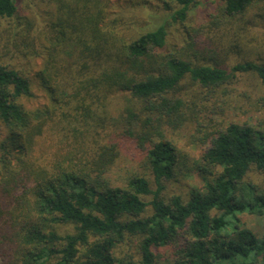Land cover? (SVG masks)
Instances as JSON below:
<instances>
[{
    "label": "trees",
    "instance_id": "1",
    "mask_svg": "<svg viewBox=\"0 0 264 264\" xmlns=\"http://www.w3.org/2000/svg\"><path fill=\"white\" fill-rule=\"evenodd\" d=\"M157 1L164 17L127 36L110 0H0V264H264V227L242 218L264 216V183L248 177L264 175V117L209 125L194 138L199 157L167 135L201 126L204 102L228 103L242 74L260 81L264 111V61L211 64L167 48L170 20L184 23L197 0ZM263 2L222 0L212 29ZM34 57L48 101L28 108L16 60ZM123 138L141 158L113 180ZM188 177L198 184L165 193Z\"/></svg>",
    "mask_w": 264,
    "mask_h": 264
},
{
    "label": "rangeland",
    "instance_id": "2",
    "mask_svg": "<svg viewBox=\"0 0 264 264\" xmlns=\"http://www.w3.org/2000/svg\"><path fill=\"white\" fill-rule=\"evenodd\" d=\"M221 2L222 0H197L191 6L188 18L184 23H176L170 20L166 47L179 49L188 57L203 59L200 61L211 64L216 61L223 62L222 58L224 57L228 64L244 59L264 61V17L257 16L258 13H262L264 16V2L251 6L244 14L243 21L240 17L236 18L234 28H230L229 24H224L220 27L221 29H212L211 21L214 16H217ZM27 3L29 6L26 5L25 10L30 14L33 5L29 1ZM109 5L110 16L119 15L124 18V22L119 29H122L127 36L135 34L134 30L130 28L131 26H133L132 28H147L158 17H164L161 16L163 11L161 1L157 0H149L146 6L137 0H110ZM172 5L174 8L179 7L175 2H172ZM35 6L42 18H52L51 6L40 3V1L36 2ZM238 24H240V27ZM223 29L225 35L222 33ZM221 33L224 36H221ZM228 41L237 43L239 46L228 48ZM190 44L192 45L189 46ZM16 62L28 73L32 84L33 96L21 97L20 100L23 104L28 108H33L47 103V95L36 77L37 71L42 66V58H19ZM238 78V81L227 87L232 90L230 97L227 99L228 103L224 104L216 101V103L208 104L202 101L209 107V110L203 109L199 113L197 119L202 122L201 126L196 121H192L176 132L168 130V137L193 157H199L205 144L199 143L194 138L205 134L209 129V125L228 121L255 122L257 118L264 117V111L256 107L257 98L262 93L260 81L253 74H242ZM214 105H217L215 110L212 108ZM117 106L118 102H114L112 110ZM210 108L214 112H211ZM140 158L141 156L133 141L123 138L121 140V155L109 173L111 178L118 180L126 170L137 168ZM248 177L257 183H264V175L255 170H251ZM197 184L195 177H188L179 182H167L165 193L181 192L184 194L188 187ZM242 218L255 231H262L264 216L244 213Z\"/></svg>",
    "mask_w": 264,
    "mask_h": 264
}]
</instances>
